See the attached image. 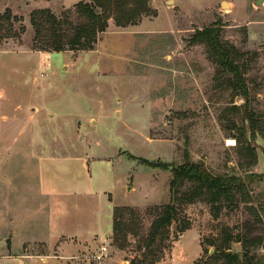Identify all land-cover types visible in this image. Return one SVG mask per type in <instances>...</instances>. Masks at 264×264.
Listing matches in <instances>:
<instances>
[{"label":"rangeland","instance_id":"1","mask_svg":"<svg viewBox=\"0 0 264 264\" xmlns=\"http://www.w3.org/2000/svg\"><path fill=\"white\" fill-rule=\"evenodd\" d=\"M79 1L0 0V264L20 237L28 252L74 245L60 254L78 264H227L218 246L226 232L237 264H246L234 237L248 223L263 237L253 252L264 264V0H150L135 24L110 19L93 50L34 49L32 13L48 8L76 21ZM215 24L238 51L248 100L209 47L191 41ZM186 152L215 175L263 179L235 190L218 216L204 199H176L169 238L150 242L172 199V172L161 164H181ZM91 189L97 198L88 201ZM114 206L131 209L118 233L113 226L89 247L61 234H87L94 215L106 228ZM185 219L190 228L179 232Z\"/></svg>","mask_w":264,"mask_h":264},{"label":"trees","instance_id":"2","mask_svg":"<svg viewBox=\"0 0 264 264\" xmlns=\"http://www.w3.org/2000/svg\"><path fill=\"white\" fill-rule=\"evenodd\" d=\"M150 0H81L75 5L77 20L65 14L59 18L50 9L43 8L35 10L31 15V21L35 28L34 49L39 50H93L99 39V35L104 33L110 19H114L119 26H126L137 23L143 15L151 12ZM6 17L10 19L11 13L7 11ZM13 19L18 20L17 16ZM2 35L0 33V39ZM193 43H205L212 51L214 59L218 65L232 75L231 84L234 89L241 92L242 96L248 100L249 92L243 78L241 67L237 61L238 51L233 46L221 39L220 29L215 24L195 31L191 37ZM255 114L248 116L252 127V138L255 139ZM185 161L178 165L162 163L161 166L172 172L170 189L172 192L171 202L168 203L154 219L149 232L150 242L156 237H168L169 227L176 221L178 208L175 200L180 203H195L204 199L211 204V212L218 216L221 209V202L231 201L234 191H243L247 184L255 179H263L261 174L248 173L246 176L215 175L204 164L203 161L190 159L189 153H185ZM143 163L151 165L145 160ZM152 166V165H151ZM186 182H191L192 187L188 191L182 192ZM131 210L129 207H115L113 213L114 231L121 230L119 217L122 212ZM190 228V221L185 219L179 232H184ZM254 225L248 223L245 233H238L234 238L236 242L242 244L243 259L246 264H261V259L254 249H257L263 240L262 236L252 235ZM233 240V235L225 233L224 240L219 246L220 256L227 264H237L239 255L232 252L228 246ZM217 258V256H215Z\"/></svg>","mask_w":264,"mask_h":264},{"label":"crops","instance_id":"3","mask_svg":"<svg viewBox=\"0 0 264 264\" xmlns=\"http://www.w3.org/2000/svg\"><path fill=\"white\" fill-rule=\"evenodd\" d=\"M90 191L93 193L83 194L90 198L88 199V201H92V199L97 198V192L92 189ZM115 207L116 206H114V208ZM113 211L110 213V222L106 226V228H104V226L101 225L100 217L97 215H94L93 220H92V223L94 225L91 226V231L89 232L83 229V232H88L87 234L83 233L80 235L78 234L79 232L77 231V229L72 230V231L70 230L63 231L61 232V234H72L74 237L78 239V241L82 240L81 243H78V244L82 246H86L87 244L89 247L90 245H92V242H94L93 244L97 242V240L96 241L93 240L95 235H100L101 237L103 235L107 237L109 236L110 232H112L113 230ZM94 219H97L96 223ZM19 240H20L19 242L14 241L11 244L10 251L5 255V264H78L76 260L71 261V259L61 258L62 254H60L61 251L63 252L66 250H67L66 252L68 253V251L74 249V245H72L73 246L72 247L65 242H60L56 244L55 248L53 247V245L49 246L48 248L49 252H47L48 254H43L39 252H31V251L28 252L26 249H27V246L29 245V241H26L21 237ZM26 243H28V245H26ZM56 254H59V256ZM95 261L101 263L100 261H97V260Z\"/></svg>","mask_w":264,"mask_h":264},{"label":"built area","instance_id":"4","mask_svg":"<svg viewBox=\"0 0 264 264\" xmlns=\"http://www.w3.org/2000/svg\"><path fill=\"white\" fill-rule=\"evenodd\" d=\"M106 250H107V247L106 246H102L101 247V252L94 255V258L97 260V261H101L102 257L106 254Z\"/></svg>","mask_w":264,"mask_h":264},{"label":"water","instance_id":"5","mask_svg":"<svg viewBox=\"0 0 264 264\" xmlns=\"http://www.w3.org/2000/svg\"><path fill=\"white\" fill-rule=\"evenodd\" d=\"M256 3H257V4L261 3V0H256ZM222 7H228V6H227V1H226V0H223V1H222Z\"/></svg>","mask_w":264,"mask_h":264},{"label":"bare ground","instance_id":"6","mask_svg":"<svg viewBox=\"0 0 264 264\" xmlns=\"http://www.w3.org/2000/svg\"><path fill=\"white\" fill-rule=\"evenodd\" d=\"M227 6L230 7L229 3L227 2Z\"/></svg>","mask_w":264,"mask_h":264}]
</instances>
